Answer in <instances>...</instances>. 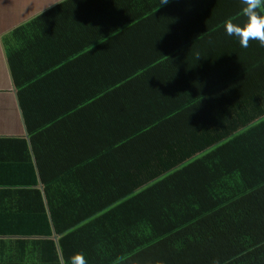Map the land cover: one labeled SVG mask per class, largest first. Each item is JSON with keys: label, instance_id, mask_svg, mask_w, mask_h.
<instances>
[{"label": "trees", "instance_id": "obj_1", "mask_svg": "<svg viewBox=\"0 0 264 264\" xmlns=\"http://www.w3.org/2000/svg\"><path fill=\"white\" fill-rule=\"evenodd\" d=\"M155 2L129 0L128 5H114L120 0H57L44 7L42 0H0V36L19 42L6 41L2 50L14 85L19 84L12 59L19 58L27 46L32 51L34 44L27 39L31 42L36 34L53 29L60 17V22L68 19L75 31L92 36L96 48L106 43L112 49L107 68L112 79L107 85L119 94L115 106L130 109V119L126 113L125 123L114 119L118 126L113 124L91 151L78 145L73 158L65 146L64 173L80 172L82 177L75 181V194L64 193L59 203L49 197L55 187L52 181L44 192V206L33 164L23 159L17 167L0 160V188L27 194L13 195L14 207L10 197L0 202V264H70L68 254L78 249L87 264H264V47L250 40L246 48L241 47L238 39L226 35L225 21L246 20L243 0H174L177 7L170 0L162 6L160 0ZM107 7L100 23L90 21ZM256 11L264 14V5ZM165 14L179 21L175 37L174 32L172 38L168 34ZM141 27L143 35L138 37L134 30ZM169 38L176 41V49L173 44L166 48ZM201 40L224 42V47L210 49L216 63H195ZM193 46L195 53L190 52ZM127 52L138 60L129 63ZM86 53L81 50L79 56ZM34 55L37 52H31ZM71 56L61 54L52 61ZM43 59H32L26 70L36 77L54 76L52 62L36 63ZM143 61L160 62L157 80L162 84H148L146 98L137 103L129 98L125 80L133 79L131 71L141 69ZM150 70L157 73L156 67ZM150 70H145L146 76ZM93 97L91 93L82 101L91 102ZM21 119L26 126L25 118ZM30 137L0 140L20 143L25 152ZM9 168L12 176L22 178L4 179ZM32 174L35 179L26 178ZM73 208L78 211L72 212ZM97 221L116 224L119 236L110 238V230ZM91 223L97 226L90 229ZM53 235L58 236L57 242ZM75 236L93 242L69 241ZM12 237H38L30 246L17 245L15 251L29 257L40 248L42 259L5 258L10 257L5 240Z\"/></svg>", "mask_w": 264, "mask_h": 264}, {"label": "crops", "instance_id": "obj_2", "mask_svg": "<svg viewBox=\"0 0 264 264\" xmlns=\"http://www.w3.org/2000/svg\"><path fill=\"white\" fill-rule=\"evenodd\" d=\"M55 1L57 0H42L41 5L47 7ZM153 1H156L155 3H157L158 0H151V2ZM170 1H172L177 7V2H174V0ZM124 3L125 5H128L129 0H120V3H115L114 5ZM107 9L108 7L105 10L101 9V11L94 16V19L90 21L92 23H100L103 16L107 13ZM125 11L128 12L127 10ZM111 14L113 17V14L115 13L111 12ZM175 14L176 13H174V15ZM30 15L31 13L27 14L26 17H29ZM165 17L168 21V34L172 38L174 32L175 37L177 33H179V21H175V19L171 18L168 19L166 14ZM60 21H62V18L58 17L56 24L51 25L54 27L53 29L48 28L45 32L36 34L31 42L27 39L29 45L34 44L32 51V46H27L24 52H20L21 54L19 58L17 56L14 60L12 59V66L14 65L13 68L19 85H14L13 78H10V76L7 75L5 67H7V62L9 63V61H6L2 52L4 44L7 43L6 41H10L13 45L19 44V42H15V39L12 40L11 38L6 40L8 37L3 39V33L0 36V138L22 137L23 139L26 138L29 140V136H32L30 137L31 142H27V145L25 146V152L20 143L0 140V160L7 161L4 165H15L18 167L22 166V160L25 159V164H33L35 166V170L38 173L36 187L39 192L41 191L42 195H44L41 196V198L43 197L42 202L44 206L46 204L44 192L49 183L54 181L55 184V187L49 191V197L53 201L55 200L59 203V199L62 198L64 193L69 192L75 194V183L79 182L82 177L80 172L75 173L77 175H75L74 172L73 174L64 173L66 171H63V169L66 168L63 163L68 160L64 154L65 146L71 149L69 152V155L71 156L74 155V148H78V145H82L81 148H84L85 151H87V149H90L91 151L94 148L93 144L99 145L103 134H105L107 130H112L114 119L115 122L121 119V121L125 123V119H123L125 113L126 117L130 119V109L125 106L124 111L121 106H115V103L117 102L115 95L119 96V94L114 93L113 89L107 85L110 79H112V71H109L110 77H108L107 71V68L110 70L111 67L108 66V64H111L110 52L112 49L106 45V43L101 44L102 47L100 49L96 48L94 40L92 42V36H84L83 33L75 31L77 28L72 27L68 19H64L63 22ZM121 27L122 24L119 23L118 29ZM79 28L84 31L81 26H79ZM134 31H136L134 34L138 37L139 35H143V27ZM211 32L217 33L219 30H213ZM92 33L94 32H91L90 34ZM120 33L122 34V37L120 38L125 45V35H123V31H120ZM250 41L259 44L258 40L250 39ZM128 42L129 44L131 43L129 38ZM169 43L170 44L166 45V48H172V44L174 49L177 48L176 41L171 42V39L169 38ZM158 44L161 48L164 47L160 43ZM199 45L198 48H200V51H198L197 55L199 60L195 63L205 61L214 64L216 62L209 55L210 49L218 48L220 45H223L224 47V42L220 41L218 43L208 44L207 42L202 43L201 40ZM128 47L135 51L138 50L136 46ZM81 50L88 51L86 56H79ZM196 50L197 47L193 46L190 52L195 53ZM151 51L152 48H149L148 52ZM158 51L162 53L168 52ZM31 52H37V55L31 56ZM72 52H75V54ZM129 52H131V50ZM129 52L125 53V59H130V61H128L129 63L138 60V58L133 59L132 54ZM66 53H71L72 56L62 62L52 61L59 57V55H64ZM151 54L149 55L150 57L152 56ZM35 58H44L43 60L36 61V63L40 62L41 64L44 63L47 65L52 62V68H56V71H54L55 77L53 75L49 78L42 76L36 77L32 72L26 70V67L28 66L27 63H30V61ZM141 58H143V56H141ZM174 58L178 59L177 57ZM159 63L156 65L153 61H143V65L140 67L141 69L131 71L133 79L130 81L125 80L128 83L125 90H128L131 101L137 103L143 101L146 98L143 97L147 94L144 92V88H146L148 84L152 83L160 86L161 81L159 82V80H157L158 78H161L158 68H162V65L159 66ZM189 66H191V64ZM152 67H156L157 73L154 70H150ZM147 69L150 70L147 75L149 78L145 74V70ZM153 73L155 76H153ZM91 93L94 95L91 102L90 99L82 101L83 98ZM127 100L128 98L126 97L125 101ZM89 102L90 104H88ZM78 104H80L79 107L73 108V106H78ZM131 111L133 114L136 113V110L131 109ZM23 117L26 120V126L22 122L21 118ZM114 125L115 127L118 126L116 124ZM119 126H124V124ZM125 130L126 129L122 127L121 131L123 132ZM28 133H30V135ZM76 154L81 153L76 152ZM70 161L73 162V160ZM8 171H10V173L5 174L3 176L4 179H15L13 181H19L22 178L19 177V175L12 176L11 168H9ZM26 178L35 179L33 174L31 177L26 176ZM7 190L10 191L7 192ZM13 195L19 196L27 194L13 193L11 189H5L4 187L0 188V202H2V198L10 197L12 198L10 204L14 207L13 202L17 204V201L14 199ZM81 209L82 207L80 206L79 210ZM44 210L47 212L46 209ZM77 211L78 210L74 208L72 209V212L74 213ZM56 214L60 213H57L56 211ZM60 217L63 218L62 216ZM97 222L103 223L99 227H104L105 230H110L108 232L112 235L110 238L119 236L118 231L114 229L116 224L113 225L112 222L109 221V223L107 221ZM90 225V229L97 226L96 223L94 226L92 223ZM89 235L93 237V234H90V231ZM51 238L54 242H57L58 240V236L55 237L53 235ZM10 239L12 241L5 240V242L8 243L7 255L10 256L5 258H28L29 260L36 258H38L37 260L42 259L43 253L39 254L40 248L33 250L29 257H26L27 254L25 253L16 254L15 251L17 250V245L30 246V244H34L32 241L39 240L38 237H12ZM83 239L84 238L75 236L70 238L69 241L77 244L79 242H93L91 241V238ZM19 240L22 241L16 242ZM64 241H67V239ZM42 248L44 249V247ZM43 249H41V251H43ZM57 250L60 255V248L58 245ZM80 252L81 249H78V252L76 253ZM72 256L68 254V257ZM62 260L63 257L61 261Z\"/></svg>", "mask_w": 264, "mask_h": 264}, {"label": "clouds", "instance_id": "obj_3", "mask_svg": "<svg viewBox=\"0 0 264 264\" xmlns=\"http://www.w3.org/2000/svg\"><path fill=\"white\" fill-rule=\"evenodd\" d=\"M168 0H160V6L167 4ZM242 14L246 17L244 22L234 24L231 20L225 21L226 35L238 39L241 47H247L248 41L258 40L264 47V14H258L256 9L264 5V0H243ZM70 264H87L82 252L70 257Z\"/></svg>", "mask_w": 264, "mask_h": 264}]
</instances>
